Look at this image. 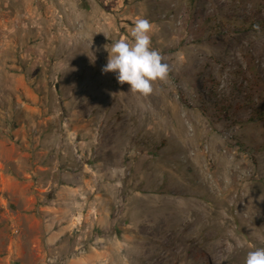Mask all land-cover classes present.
<instances>
[{"label":"rangeland","instance_id":"374dc122","mask_svg":"<svg viewBox=\"0 0 264 264\" xmlns=\"http://www.w3.org/2000/svg\"><path fill=\"white\" fill-rule=\"evenodd\" d=\"M137 17L170 67L147 97L101 71ZM258 109L264 0H0V264H245Z\"/></svg>","mask_w":264,"mask_h":264},{"label":"clouds","instance_id":"9594fccd","mask_svg":"<svg viewBox=\"0 0 264 264\" xmlns=\"http://www.w3.org/2000/svg\"><path fill=\"white\" fill-rule=\"evenodd\" d=\"M153 29L148 19L137 17L130 30L131 41L121 37L113 41L110 48L109 45L103 46L109 56L102 73H115L119 84L130 85L132 94L144 97L153 93L155 82L167 81L170 73L162 54L152 47ZM245 264H264V248L249 251Z\"/></svg>","mask_w":264,"mask_h":264},{"label":"trees","instance_id":"16d2710c","mask_svg":"<svg viewBox=\"0 0 264 264\" xmlns=\"http://www.w3.org/2000/svg\"><path fill=\"white\" fill-rule=\"evenodd\" d=\"M257 113V115L259 116V117H261L262 118V120L264 119V114H263V112L260 110V109H258L257 111H256ZM223 116H226V114L223 112H221V115H219V117H223Z\"/></svg>","mask_w":264,"mask_h":264},{"label":"bare ground","instance_id":"6f19581e","mask_svg":"<svg viewBox=\"0 0 264 264\" xmlns=\"http://www.w3.org/2000/svg\"><path fill=\"white\" fill-rule=\"evenodd\" d=\"M239 163V162H238ZM237 162H236V164H238ZM229 164V163H228ZM244 169V168H243ZM235 170V169H234ZM230 171V170H229ZM235 171H237V170H235ZM240 171V170H239ZM238 171V172H239ZM232 174V173H231ZM238 174V173H237ZM235 176V175H234ZM240 176V175H239ZM207 181V180H206ZM229 192V191H228ZM228 194V193H227ZM189 203V202H188Z\"/></svg>","mask_w":264,"mask_h":264}]
</instances>
